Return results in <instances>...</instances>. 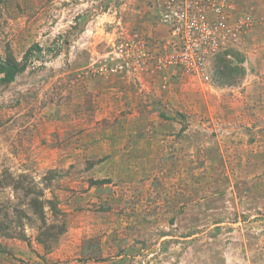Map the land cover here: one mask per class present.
I'll return each instance as SVG.
<instances>
[{
  "label": "rangeland",
  "instance_id": "1",
  "mask_svg": "<svg viewBox=\"0 0 264 264\" xmlns=\"http://www.w3.org/2000/svg\"><path fill=\"white\" fill-rule=\"evenodd\" d=\"M27 52L0 264H264V0H0V63Z\"/></svg>",
  "mask_w": 264,
  "mask_h": 264
},
{
  "label": "built area",
  "instance_id": "2",
  "mask_svg": "<svg viewBox=\"0 0 264 264\" xmlns=\"http://www.w3.org/2000/svg\"><path fill=\"white\" fill-rule=\"evenodd\" d=\"M185 4L183 5V7H180L181 10H183L182 15L187 14V10L186 8L188 7L187 3L184 2ZM180 14L179 10L175 11V15ZM182 19V17H181ZM192 24V23H191ZM186 30L183 29V26H180L183 35H182V39H183V44L184 46L187 48V50L190 51V55L196 53V51L191 53V47H198V46H204V43L206 42V39L204 38V33L206 31V26H195L194 24L192 26H186ZM180 28L178 27V30L180 31ZM200 33V38L196 37V39L193 38V35L198 32ZM197 55V53H196Z\"/></svg>",
  "mask_w": 264,
  "mask_h": 264
},
{
  "label": "trees",
  "instance_id": "3",
  "mask_svg": "<svg viewBox=\"0 0 264 264\" xmlns=\"http://www.w3.org/2000/svg\"><path fill=\"white\" fill-rule=\"evenodd\" d=\"M28 57H30V53L27 52L21 63H18L15 60L0 63V74L4 76L3 79L5 83H10L17 74L25 70Z\"/></svg>",
  "mask_w": 264,
  "mask_h": 264
}]
</instances>
